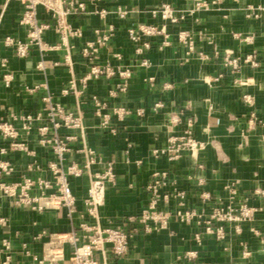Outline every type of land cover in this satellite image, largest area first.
Listing matches in <instances>:
<instances>
[{
  "label": "crops",
  "instance_id": "1",
  "mask_svg": "<svg viewBox=\"0 0 264 264\" xmlns=\"http://www.w3.org/2000/svg\"><path fill=\"white\" fill-rule=\"evenodd\" d=\"M82 1L86 11L69 15L70 23L82 29V35L70 36L69 47L63 43L51 13L39 6L40 21L51 25L44 32V40L54 48L41 53L32 46L29 54L21 57L4 40L7 36L28 39L29 27L21 22L24 5L19 0H0V122L12 121L21 132L18 141L26 145V149L11 150V139L0 132V157L15 167L7 179L15 181L29 175L56 180L49 164L59 159L51 144L41 142L43 137L52 138L56 133L74 136L69 141L64 168L73 162L83 166L85 147L95 151L90 170L70 179L77 200L71 215L66 207L39 211L16 206L8 198L0 200V215L8 220L0 225V249L7 238L12 244L13 264H34L52 233L76 229L80 243L84 242L80 223L96 221L87 215L84 204L91 174L105 170L113 162L117 181L107 186L100 223L124 226L132 235L126 255L106 253L108 264H264V0H206L207 8L198 9L178 24L155 19L150 10L164 2L178 9L191 8L194 0ZM120 6L128 8L126 18L117 15ZM102 10L108 13L102 15ZM140 23L165 24L170 44L161 47L163 36H158L147 52L137 54L128 29ZM110 24L115 26V35L101 48L100 58L113 65L132 66L125 91L118 88L122 82L119 76L93 77L87 84L82 81L89 71L83 48L94 39L96 28ZM181 30H190L193 49L180 40ZM236 34L252 38L246 40ZM228 52L242 58L255 52L259 65L242 61L241 70L235 72L225 64ZM144 57L150 61L148 66L140 65ZM149 77H154L153 85ZM73 79L76 86L71 88ZM167 83L171 86L165 87ZM94 94L106 104L103 110L110 114L108 127L102 126V117L96 113ZM48 95L68 110L82 114L83 131L65 126L55 129L48 120L37 121L30 132L23 130L22 116L43 110L44 97ZM245 95H250L251 101ZM158 101L164 103L160 109L155 108ZM119 107L126 111L122 118L115 113ZM139 109L144 114L140 115ZM190 117L195 136L205 144L198 158L185 153L180 160L171 162L165 156H156L154 150L165 146L170 135L181 134ZM41 124L49 126L47 134L39 131ZM3 148L8 151L3 152ZM163 170L168 171V178L160 187L162 209L173 213L178 208L196 209L200 218H206L214 203L205 204L201 192L208 190L222 197L227 205L231 202L227 187L233 184L238 188L235 204L246 201L256 206V218L243 223L240 230L225 223L224 239L206 233L197 222L199 217L183 222L173 215L166 228L147 231L138 217L152 197L148 185L153 173ZM200 179H204L203 184ZM176 188L187 191L182 206L177 198L164 200V195L173 194ZM55 189L54 186L49 191ZM40 193L38 188L33 190V194ZM197 232H201V244L196 240ZM245 247L250 250L247 256L243 255ZM194 250L196 257L186 255ZM72 251L73 245L66 243V258ZM5 255L3 250L0 260ZM97 256L103 259L102 254Z\"/></svg>",
  "mask_w": 264,
  "mask_h": 264
},
{
  "label": "built area",
  "instance_id": "2",
  "mask_svg": "<svg viewBox=\"0 0 264 264\" xmlns=\"http://www.w3.org/2000/svg\"><path fill=\"white\" fill-rule=\"evenodd\" d=\"M24 5V12L21 19L23 24L28 25V39L26 41L15 40L11 36H7L4 43L7 46H12L18 56L24 57L29 54L32 46H37L41 53L46 50L54 48L44 40V32L50 28L48 22H42L38 16L39 6H44L46 11L51 13L57 24V30L61 35L63 43L69 47L70 36H81L82 29L74 28L69 21V15L73 12H85L86 5L82 0H19ZM99 1V0H92ZM68 5L66 6V4ZM208 7L206 0H194V6L186 9H178L174 5L164 2L152 8L151 15L162 22H172L175 24L182 23L188 16L193 15L198 9ZM107 10H102L101 14L106 15ZM116 13L121 18L128 16L129 10L126 7H119ZM180 40L188 42V45L193 49L194 41L190 38V30H181ZM115 35V26L110 24L106 27H99L95 29V37L86 42L83 48V56L89 65V71L82 77V81L87 82L93 77L119 76L122 82L118 84L120 90L128 89V81L132 77V66L113 65L110 62H104L100 58L101 48L106 46L112 37ZM130 40L135 46V52L143 55L147 52L153 44V39L158 36H163L161 47L170 44L169 34L163 26L155 23H140L137 27H130L128 29ZM238 37H243L250 40L251 35L236 34ZM119 58L121 56L117 54ZM67 61L71 64L70 54L67 56ZM242 61L250 63L251 66H258L259 60L255 52L248 53L244 58L241 56L232 57L230 53L225 57V64L230 66L235 72L240 71ZM5 64V63H3ZM150 61L144 57L140 61V65L148 66ZM43 63H41V66ZM7 76V75H6ZM9 80L8 76L6 78ZM152 85L154 84V77L147 79ZM239 83H244L243 80H238ZM9 82V81H8ZM76 86L73 79L70 87ZM171 84H165V87H170ZM67 90V89H66ZM65 90V91H66ZM247 101H251L250 95L244 96ZM94 105L96 106V113L102 117L101 124L103 127H108L110 114L104 112L106 104L99 98L97 94L92 96ZM45 106L43 110L36 115H23L24 119L23 130L30 132L37 121L42 122L48 120L52 126L57 129L60 126L67 128H75L83 131L85 128L83 117L80 112L68 110L60 102H55L51 95L44 97ZM164 106L162 101L155 103V108L160 109ZM124 107L115 109V113L121 118L125 113ZM140 115L144 114L143 109H139ZM255 118V114L252 113ZM194 120L192 117L188 118L187 124L181 134H172L168 137L165 146L156 148L154 153L156 156H165L169 161L175 162L182 158L185 153H190L194 158H198L200 150L205 147V144L200 141L193 131ZM42 134H47L49 126L41 124L38 127ZM112 131H115L113 128ZM0 132L7 138L11 139L10 149L19 150L26 149L23 142L18 141L20 130L12 123L0 122ZM74 138L73 135L65 137L56 133L52 138L43 137L41 142L43 144H51L54 152L57 154L59 161H54L49 164L50 169L55 173L56 180L53 182L42 176L23 175L22 179L11 181L7 177L11 176L15 167L9 160L0 157V200L2 198L10 199L13 204L19 207H30L39 211L47 209H57L66 207L71 215L77 207L76 197L72 192L71 177L81 176L84 171H89L91 165L95 163V151L91 148H84L86 162L83 166L76 162L71 163L67 168L63 167V162L66 153L69 151V141ZM3 152L8 149L3 148ZM200 168L203 164L198 162ZM168 178V171H155L153 178L148 185V190L151 192V199L148 206L145 207L138 217V220L144 225V228L152 232L153 230H160L166 228L173 215H176L183 222H192L197 217H202L196 209H182L178 208L174 213L171 210H165L160 207L163 196L160 192V187L166 183ZM117 181V172L115 171L113 162H110L105 170L98 171L91 174L88 196L84 199L86 213L90 218L96 220L94 223L83 220L80 227L84 231L83 237L85 241L80 243V237L76 233V229L68 232H55L50 235V239L45 242L44 250L41 257L35 259L34 264H108L106 253L111 251L115 257H122L128 253L131 232L124 226H103L100 223V208L105 204L106 190L108 184H114ZM200 184L204 183V179L199 180ZM55 186V191L49 190ZM40 189V194H33L34 189ZM231 202L227 205L223 204L222 197L215 196L208 190L201 192L202 201L207 204L213 202L211 213L206 218H200L198 224L202 225L204 231L208 234L215 235L218 239L226 237V230L224 224H233L237 230L241 229V225L245 222H252L256 218V213L259 210L256 206L249 204L246 201H241L235 204L238 195V188L235 185H229ZM49 191V192H48ZM264 193V191H263ZM171 197L177 198L179 204L182 206L187 197L185 189L176 188L173 194H165L164 200L169 201ZM2 205L0 201V211ZM6 217L0 215V225L7 224ZM38 237V236H37ZM196 240L199 244L202 243L201 232L195 234ZM73 245V251L69 258L65 255V244ZM3 247L0 249L6 251L4 258L0 260V264H13L12 244L9 239L2 240ZM264 247V239L262 240ZM25 253H30L28 244H23ZM102 254L103 259L97 255ZM250 254V250L245 247L243 255ZM186 255L189 257H196L197 251H187Z\"/></svg>",
  "mask_w": 264,
  "mask_h": 264
}]
</instances>
